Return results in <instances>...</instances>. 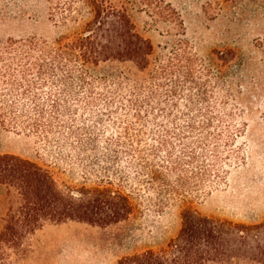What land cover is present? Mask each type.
<instances>
[{
  "label": "trees",
  "instance_id": "trees-1",
  "mask_svg": "<svg viewBox=\"0 0 264 264\" xmlns=\"http://www.w3.org/2000/svg\"><path fill=\"white\" fill-rule=\"evenodd\" d=\"M164 2L158 0L162 6ZM90 3L93 18L81 34L58 43L11 39L1 49L0 60L10 71L6 117L16 130L75 151L85 181L60 186L49 169L0 155V185L15 197L0 231V264H15L13 254L16 259L25 256L31 236L46 224L108 226L127 220L135 210L127 192L131 184L153 192L160 207L178 201L182 225L165 249L126 256L118 264H231L234 259L264 264V222L235 223L193 208L212 178L223 177L210 164L222 157L211 140L223 127L230 128L235 116L226 76L236 53L215 54L221 95L218 113L211 112L212 68L182 43L152 69L153 45L137 32L129 15L131 5H153L150 0ZM258 47L264 54V39ZM110 62L148 72L151 85H139L131 70L93 75V69ZM98 86L105 89L99 92ZM101 104L105 108L99 110ZM118 110L136 121H123L121 131L106 137L99 125Z\"/></svg>",
  "mask_w": 264,
  "mask_h": 264
},
{
  "label": "rangeland",
  "instance_id": "rangeland-1",
  "mask_svg": "<svg viewBox=\"0 0 264 264\" xmlns=\"http://www.w3.org/2000/svg\"><path fill=\"white\" fill-rule=\"evenodd\" d=\"M164 1L165 6L158 0H150L153 5L146 7L131 5V20L153 45L152 69H158L181 43L211 66V112L218 113L221 95L215 54L236 53L226 76L233 89L235 116L230 128L223 127L215 137L218 139L211 140L222 157L210 164L224 172L223 177L212 178L213 183L195 199L193 208L235 223L264 222V54L258 47V41L264 39V0ZM92 18L90 0H0V52L11 39L37 38L50 43L71 39L84 32ZM128 70L139 85H151L150 74L130 63L110 62L92 72L102 77ZM9 73L7 63L0 60V109L4 110H0V155L19 156L49 169L60 186H80L85 172L75 151L39 134L16 130L6 117L5 107L11 99ZM98 87L99 92L105 89ZM188 94L186 91L184 98ZM105 120L99 127L106 137L121 131L123 121H136L122 110ZM127 192L135 206L127 220L108 226L74 221L46 224L31 236L25 256L16 259L19 257L13 254L15 264H118L126 256L165 249L180 231L183 206L172 201L160 207L153 192L137 184L129 185ZM14 205V194L0 185V231L3 218ZM231 264L251 263L234 259Z\"/></svg>",
  "mask_w": 264,
  "mask_h": 264
}]
</instances>
